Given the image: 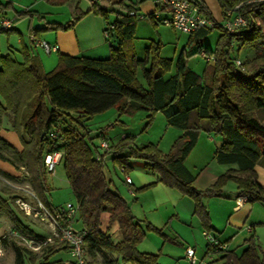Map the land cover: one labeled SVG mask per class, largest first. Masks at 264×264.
<instances>
[{"label":"trees","instance_id":"obj_1","mask_svg":"<svg viewBox=\"0 0 264 264\" xmlns=\"http://www.w3.org/2000/svg\"><path fill=\"white\" fill-rule=\"evenodd\" d=\"M54 1L55 5L75 1L71 19L65 24L31 28V36L48 30H70L85 15L76 5L77 0ZM191 1L213 23L212 28H201L190 34L186 44L190 48L195 45L197 54L203 52L214 56V66L206 63L202 75L187 68L184 53L175 63V71L171 72L172 60L159 55L160 42H151L144 49V57L137 58L133 45L137 19L129 15L133 7L122 3H108L120 11L95 4L89 11L105 22L109 51L105 59L62 54L58 55L56 66L44 72L36 58L25 55L23 63H17L8 56L0 57V98L3 102L0 103V128L3 117L10 115L11 127L21 146L17 153V170L26 174L37 198L52 210L54 207L47 199L49 188L42 172L43 156L46 152H64L63 169L78 207L77 218L84 232L83 245L93 263L159 264V254L138 250L146 231L157 234L164 241L175 242L162 228L137 221L132 216L128 203L111 188L112 182L105 176L104 158L107 155H111L113 162L125 173L131 158L142 160L143 167L157 175L156 183L176 190L194 203V214L199 217L205 232H210V226L202 199L219 196L228 183L235 185L239 195L248 197L247 203L264 204V185L258 182L255 172V166L264 160V150H260L264 146V123L255 116L256 112L264 110V0H216L222 20L227 19L229 12L232 17L245 20V25L232 33L213 20L201 0ZM6 7L0 4V13ZM110 15H113L111 22ZM21 16L32 17L33 14L24 12ZM147 19L153 28L157 26L152 15ZM215 29L221 33L215 50L201 47L206 36ZM10 32L6 31L7 34ZM234 49L237 53L253 49L255 54L240 68L235 65L238 58L229 55ZM138 71L145 80V87L137 80ZM111 108H116L120 115L142 110L149 113V120L155 113H162L167 125L181 130L182 134L167 154L151 144L124 152L128 144L122 142L117 147H109L97 159V147L93 146V150L86 142L88 133L83 123ZM66 118L75 127H62L57 139L49 141L46 138L48 132L60 128L59 124ZM201 130L214 132L222 140L213 154L215 162L237 166L236 170L219 176L204 192L194 187L195 175L184 165ZM0 144L15 150L1 137ZM0 159L6 161L2 155ZM14 200L15 197L10 202L13 206ZM0 208L7 216L15 218L2 199ZM104 214L107 215L106 231L100 228ZM113 227L120 235L118 241H114L109 232ZM206 247H209L207 242ZM43 250L45 255L41 264H66L62 260L50 262L57 253L68 252L65 243L55 240ZM219 252L222 256L216 264H264V251L257 246L254 237L245 241L239 253ZM14 255L13 264H25L26 259L29 264H40L36 263L37 253L26 248L15 246Z\"/></svg>","mask_w":264,"mask_h":264},{"label":"rangeland","instance_id":"obj_2","mask_svg":"<svg viewBox=\"0 0 264 264\" xmlns=\"http://www.w3.org/2000/svg\"><path fill=\"white\" fill-rule=\"evenodd\" d=\"M55 11L56 10L53 12ZM60 11L65 10L63 8V10L61 9ZM161 16L164 17L163 15ZM54 17H56V15H54ZM57 18L62 17L59 14ZM111 18H113V15H111ZM218 35L219 31L215 29L205 38V44H208V47L210 46L213 51L216 48V41L219 37ZM151 42L161 43L159 55L162 58L172 60L173 66L171 72H174L175 63L179 56L184 52L183 47L187 42L186 34L180 33L171 27L163 26L158 21L157 26L153 28L148 20L142 21L137 19L133 39L137 58L142 59L144 57V48ZM187 48L189 47H185V50H188ZM196 50V46L193 45L191 47V53H186L191 56L185 57L186 55L184 53L183 57L186 61L187 68L198 75H202L206 67V62L201 54L196 53ZM40 51L43 52L42 50ZM254 54L255 52L253 49L240 50L238 53L234 49L229 55L231 57H237L242 65L244 62L251 60L254 57ZM208 65L212 67L214 66V63ZM136 76L140 84L145 87V80L140 71H138ZM148 115L149 113L142 110L135 111L132 114L120 115L116 108H111L101 114L93 115L83 123L84 128L88 133L85 136V140L92 149L93 146L97 147L98 155L101 156L105 153L100 148L102 140H105L109 147H117L122 142H126L128 146L124 152H127L129 149H136L151 144L156 146L161 153L167 154L176 139L182 134V131L168 126L162 113H155L151 120L147 118ZM255 116L260 122L264 123V110L256 112ZM59 126L61 129L62 127L68 126L75 127V124L66 118V120L62 121ZM0 137L15 149L12 151L0 144V155L6 159V161L0 159V199L8 204L9 209L15 215V218L9 217L0 208V264H13L15 246L25 248L23 243L17 239V233L23 234L36 241H43L52 236V230L48 224L42 223L31 217H26L18 211L15 204L13 206L10 203L11 198L23 195V190H28L34 193L31 185L26 179V174H23V171L21 170H17V153L21 150V146L17 134L11 127L10 115L3 117L2 126L0 128ZM219 142L220 137L214 132L207 133L206 131L201 130L196 146L185 159L184 165L193 175H195L194 187L199 191L204 192L212 186L208 181L209 174L214 171V167H220V165L212 159L213 151ZM260 150H264V146H261ZM128 165L129 168L127 173H125L121 171L118 164L113 162L111 155H107L104 158V172L107 180L112 181L111 188L116 189L121 197L128 203L132 216H134L137 221H143L147 218L146 220H152L156 225H159V220L154 211V203H156V200L160 195L153 192L152 188H154V186L139 190L152 184L155 180L156 174L145 169L143 167V161L139 159L131 158ZM257 165L259 167V169H257L259 171V178L261 181H264V160H261ZM258 171H255L256 174ZM44 177L46 185L49 188L47 199L54 208H68L69 206L76 205V201L65 176L63 161L56 166L53 174H44ZM126 177H129L133 181V186L130 185L127 187L125 184ZM230 185L234 186L233 183L227 184V186ZM129 189L131 190V193H129ZM185 201L190 204L192 203L193 211L184 217V220L182 219L179 223L176 221L166 223V228L162 225L159 226H162V231L166 236L168 235L169 238L174 237L172 236L173 230L179 233H184L187 239H180L174 243L169 240L164 241L157 234L146 231L145 237L138 245V250L140 252L159 254V264H177V261L188 264V262L182 258L183 252H185L183 251V248L187 244H190V248H193V242H196L198 248L197 253L201 252L202 255V252L206 249L205 244L207 241L203 234H201L200 230H203V228L199 217L194 214V203L187 197L185 198ZM202 203L205 207L203 199ZM197 221H199L201 227L200 230H198ZM144 222L146 221L144 220ZM142 226L145 228V224L142 223ZM100 228L102 231L107 230V215L105 214L101 216ZM73 229L75 231L81 230V222L78 218L73 225ZM109 232L114 241L119 240L120 235L116 227L111 228ZM261 233L262 230L259 231L258 236L260 239L259 241L256 240V243L257 246L264 251V235ZM35 253H37L36 263L41 264L45 251L41 248ZM68 259L67 253L61 251L50 259V262L56 260L66 262ZM25 264H29L27 259L25 260ZM95 264H99V261Z\"/></svg>","mask_w":264,"mask_h":264},{"label":"crops","instance_id":"obj_3","mask_svg":"<svg viewBox=\"0 0 264 264\" xmlns=\"http://www.w3.org/2000/svg\"><path fill=\"white\" fill-rule=\"evenodd\" d=\"M209 12L213 20L219 24H222L221 11L218 7L216 0H201ZM52 2L46 0H0L2 6H7L4 12L0 13V26L2 21H8L10 28L6 33V30L0 32V57L8 56L17 63H23L25 55L31 58H36L40 62L44 72H49L50 69L56 66L58 55H68L72 57H88L93 59H105L108 57V44L104 35L105 22L104 20L96 15L90 13V9L93 4L97 7H104L106 9H113L114 11H120L119 8L110 7L109 4L122 3L126 6H132L141 18L142 21L148 20L147 16L152 15L154 21L157 22L155 16L157 15L158 20L169 16L166 10H161L154 0H77L79 10L85 15L79 20L75 26L67 31H54L48 30L43 31L34 37L29 34L31 28H42L45 24H65L71 19V10L75 6V1H69L62 5H55ZM65 11H60L61 9ZM56 10L55 12H53ZM29 12L33 14L32 17L21 16L20 14ZM62 18H57L58 15ZM56 15V17H54ZM163 15L164 17H162ZM61 19V20H58ZM113 18L109 16V22ZM220 32L219 35L220 36ZM187 36V41L189 35ZM31 37L36 40H43L51 45H57L58 51L51 54H45L41 52L40 48L35 45ZM206 39L202 42L201 47L210 48L208 44H205ZM187 42L184 44L183 53H191V48L185 50ZM149 45V44H148ZM146 45L145 48L148 46ZM144 48V49H145ZM0 103H3L0 98ZM222 143L220 142L215 147H219ZM214 149V151H215ZM213 151V154H214ZM214 160V158L212 157ZM215 161V160H214ZM218 164V163H217ZM220 167H214V171L209 174V183H213L217 178L230 170H236L237 166L234 164L222 165ZM259 169L258 165L255 166V171ZM257 180L261 185H264V181L259 178V171L257 173ZM158 181L157 175L153 183ZM112 182V181H111ZM126 184V183H125ZM127 187L133 186L126 184ZM116 190V189H115ZM155 194L160 195L154 203V211L159 220V225L164 226L166 223H172L173 221L181 222L190 212L193 211V205L185 201V198L177 193L174 189L168 188L161 183H156L152 188ZM117 191V190H116ZM131 192V190L129 189ZM129 192V193H130ZM239 196V192L234 186H224L221 189L219 196H205L203 202L209 216L210 233L213 235L215 240L224 247L223 251L231 252L234 251L239 253L243 247L245 241L254 237L255 240L259 241V231L262 230L264 235V204L262 203H238L236 198ZM135 197V196H134ZM250 204V205H248ZM147 219V218H146ZM153 227L161 228L156 225L152 220H146ZM143 220V221H144ZM141 221V220H138ZM142 225V224H141ZM198 230L201 229L199 221H197ZM164 228V229H165ZM201 234L205 233L202 229ZM172 236L175 237V241L187 239L184 233L173 231ZM168 236V235H167ZM174 237H170L174 240ZM175 243V242H174ZM193 250L195 257L197 258L196 264H216L222 256L219 251H208L205 244V251L197 253L196 242H193ZM183 247V246H182ZM191 245L187 244L186 248H190ZM145 253V252H143ZM68 255V254H67ZM185 261L190 262L185 257ZM179 264L180 262L177 261ZM186 264V263H180Z\"/></svg>","mask_w":264,"mask_h":264},{"label":"built area","instance_id":"obj_4","mask_svg":"<svg viewBox=\"0 0 264 264\" xmlns=\"http://www.w3.org/2000/svg\"><path fill=\"white\" fill-rule=\"evenodd\" d=\"M157 5L161 10H166L169 16L163 19H159L157 15L155 18L157 21L166 27H171L174 30L190 35L197 31L198 29L212 28L213 23L211 20L204 15L199 7L191 0H155ZM130 16L134 18H141L135 11L129 13ZM223 27L232 33L237 28L245 25V20L242 17H232L230 12L227 14V19L222 20ZM10 28V23L8 21H2L0 29L8 30ZM109 28H112L111 26ZM106 37L107 33L104 32ZM35 45L39 47L45 54H51L58 51L57 45H51L43 40H36L31 37ZM206 63H214V56H208L205 53H201ZM235 65L241 67V62L237 59L235 60ZM60 133V128H53L48 132L46 138L49 141L57 139ZM100 148L105 152L108 151L109 145L105 140L100 143ZM64 152L54 151L46 152L43 156V166L42 172L44 174L51 175L54 173L55 168L63 161ZM96 158L99 155L96 154ZM124 172L123 168H120ZM22 179V177H21ZM126 184H131V179L129 177L125 178ZM22 191V190H21ZM131 193V192H130ZM248 197L245 195H239L236 201L240 204L247 203ZM14 204L18 211L21 212L26 217L34 218L42 223H46L50 226L52 230V236L43 241H36L30 237H26L23 234L17 233V239H19L26 249L37 252L41 248L49 245L54 240L63 242L68 245V261L66 264H95L87 256L86 249L83 245L84 232L82 230L75 231L73 225L78 217V207L69 206L68 208L55 207L52 210L48 209L35 195V193L23 190V195H18L15 197ZM209 247L208 251L214 249L215 251H223L224 247L220 245L211 233H203ZM185 257L190 262V264H196L197 258L195 257V252L192 248H186Z\"/></svg>","mask_w":264,"mask_h":264},{"label":"water","instance_id":"obj_5","mask_svg":"<svg viewBox=\"0 0 264 264\" xmlns=\"http://www.w3.org/2000/svg\"><path fill=\"white\" fill-rule=\"evenodd\" d=\"M44 134L41 135V138H43Z\"/></svg>","mask_w":264,"mask_h":264}]
</instances>
